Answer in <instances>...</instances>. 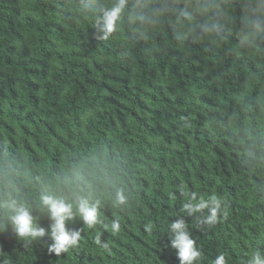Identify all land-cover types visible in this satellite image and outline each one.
<instances>
[{
	"label": "trees",
	"instance_id": "1",
	"mask_svg": "<svg viewBox=\"0 0 264 264\" xmlns=\"http://www.w3.org/2000/svg\"><path fill=\"white\" fill-rule=\"evenodd\" d=\"M116 3L0 0V264H179L181 185L222 201L211 228L185 216L197 264H246L264 252V0H125L101 39ZM43 195L121 228L76 218L78 245L49 253L7 220L15 200L47 227Z\"/></svg>",
	"mask_w": 264,
	"mask_h": 264
},
{
	"label": "clouds",
	"instance_id": "2",
	"mask_svg": "<svg viewBox=\"0 0 264 264\" xmlns=\"http://www.w3.org/2000/svg\"><path fill=\"white\" fill-rule=\"evenodd\" d=\"M125 0H118V3L103 11L101 28V39H107L109 33L113 32L120 14L124 8ZM179 193L186 196L182 204L181 213L177 214L175 220H170L164 230L168 235V240L172 249L175 250L176 258L179 264H197L200 261L202 252L196 246L195 240L191 236L189 223L185 216H191L197 229L206 230L217 223L219 214L222 209V201L216 195L208 198L198 196L193 192L187 194L184 187L179 186ZM126 196L123 192L116 193V203L124 205ZM42 204L47 208L48 216L51 223L47 226H41L34 219L32 211L23 204L12 200L8 205L7 220L10 222L12 231L18 238L30 243L32 240L47 236L50 243L47 245L49 253L60 255L68 251L71 247H76L80 241L81 230L70 228L69 222L76 218L88 228H94L96 225H102L105 230L112 233H118L121 223L118 218H113L111 223H105L100 216L99 201L93 203L86 197L78 198L75 204L68 202L62 197L43 195L41 196ZM147 231H152V226L146 224ZM95 243L102 248H107L108 244L101 240V236L95 237ZM3 264H9L5 260ZM211 264H227L225 255L220 253L211 260ZM246 264H264V252L255 251L250 255Z\"/></svg>",
	"mask_w": 264,
	"mask_h": 264
}]
</instances>
